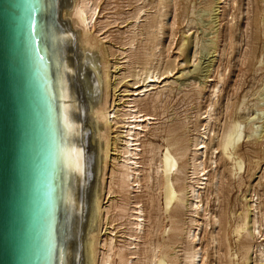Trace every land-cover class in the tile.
Returning a JSON list of instances; mask_svg holds the SVG:
<instances>
[{"label": "bare ground", "instance_id": "obj_1", "mask_svg": "<svg viewBox=\"0 0 264 264\" xmlns=\"http://www.w3.org/2000/svg\"><path fill=\"white\" fill-rule=\"evenodd\" d=\"M159 3L166 7V0H159ZM41 9V38L46 78L54 103L59 138L57 167L60 197L55 238L57 245L54 248L53 264H80V261L81 264H174V257L165 248L179 240H184L186 243L184 256L182 255L185 264H207V249L202 247V239L209 235L208 243L215 253H218L216 248L220 244L218 230L225 231L224 223L228 222L225 213L221 212L218 216L210 211L211 200L216 206L221 205L223 175L218 168V158L229 162L232 170H237L239 175L245 173L247 168L243 160L236 156L237 150L247 138L257 136L258 131L246 134L244 131L246 126L243 127L239 121H232L228 125L226 123L227 126L223 128L219 138L214 130L218 120L214 114V102L221 89L219 82L209 84V89L212 91L211 102L207 109L197 116V124L194 126L196 134L190 140V145H187L184 136L176 133L177 129H170L167 134L172 138H164L166 144L163 145V149L148 142L150 158L142 162L144 150L141 147L145 148L142 141L148 135H153L150 126L155 119L154 114L143 110L140 105L146 98L152 100L151 103L160 100V97L170 89L167 83L174 77V68L167 67L160 70V64L154 63V58L156 59L158 55L150 53L139 71L140 74L133 73L132 53L128 54V51L133 50L132 38L129 37V42L124 43L123 46L127 45L128 51L118 48L116 53L120 51L123 57L112 63L113 65L110 64L111 60L108 57L114 55L98 48L97 38L93 36V30L102 23L98 22L101 13L100 0H42ZM142 11L140 9L134 18L135 24L132 25L134 29L140 21L139 15ZM167 15L169 14L160 11L156 21L145 26L146 34L157 41V32L160 33L163 28L161 18ZM105 27L106 25L100 26L98 33ZM152 30L154 34H150ZM198 42L197 37H192L187 61L194 62ZM94 50L97 54L92 53ZM81 54L83 58H79ZM82 60L85 61L86 67L80 64ZM79 65L84 69V75L80 74ZM121 65H127L125 66L127 71L123 70V74H116L115 76L119 78L113 84L110 83L109 69L114 68L115 71L120 72ZM130 77L142 79L132 82L134 87L131 90L124 89L116 95V90L121 88L124 80ZM219 77L221 82L222 77ZM83 81L86 82L85 96L80 94V85ZM208 82L214 80L210 78ZM116 96L119 97L117 103ZM83 101L87 102V106H83ZM84 118H88L89 132L86 131ZM246 118L251 122L248 112ZM117 131L119 134L115 135ZM259 138L261 139V136ZM118 142H120L119 150H117ZM111 151L117 152L118 155L114 152L112 155L118 158H112ZM190 151L192 153L189 155ZM108 160H112L109 169ZM94 169L97 180L93 183ZM257 174L259 185L264 181V168H260ZM106 176L110 181H107ZM239 180L242 182L241 176ZM91 181L90 194L85 199L84 186ZM143 189L156 194L155 196L149 193L150 207L155 213L150 212L148 218L145 216L143 202L141 203L139 199ZM117 193L120 195H118L119 200H114L112 195ZM248 193L249 195L244 199L246 203L244 211L235 216L237 220L233 233L238 235L240 251L234 255V258L239 259L240 254L241 260L247 263L264 264V204L261 203L257 193L253 191ZM160 197L163 200L162 204ZM185 208L190 214V222L187 223L189 227L184 237L181 229L183 223L181 214ZM163 215L171 225L168 229L164 227V232L161 234L164 224ZM117 218L124 221L125 227H123L126 231L122 232L121 236H117L116 232ZM212 226L215 231L211 230ZM79 231H82L81 239L77 238ZM160 234L163 235V240L168 237L165 245L158 239ZM118 238L121 240L118 241ZM161 248L164 250H160ZM80 255L81 260L78 262ZM231 257L232 255H229L228 258Z\"/></svg>", "mask_w": 264, "mask_h": 264}, {"label": "rangeland", "instance_id": "obj_2", "mask_svg": "<svg viewBox=\"0 0 264 264\" xmlns=\"http://www.w3.org/2000/svg\"><path fill=\"white\" fill-rule=\"evenodd\" d=\"M208 3L209 5H207ZM165 5L166 7H163V5L159 3V0H100L101 13L99 15L100 19L98 18V22L101 21L102 23H100L101 25H97L93 30V36L97 38L96 46L106 50L108 54L114 55L108 57V59L111 60L110 64H112L123 57L120 55V51H117L116 53V50L119 48V50L128 51V46H123L124 43L127 44V42H129V38H132L131 49L134 51H128V54L132 53L131 62L133 64V73H139L147 55L150 53H156V55L159 56H157L156 59L154 58V63L160 64V70H164L167 67H171L172 69L174 68V77L170 78L167 83L170 89L160 97V100L151 103L152 100L146 98L140 105L143 110L147 112L149 111L152 115L154 114L155 119L152 122L153 124L150 126L151 131H153V135H148L147 138L142 141V143L145 144V148L141 147L145 151V154L144 151L142 152V156L144 157V160L142 157V162H146L145 160L150 158L148 151L149 148L147 147L148 142H152L156 146H161V149H163V145L166 144L165 139L172 138L167 134L170 129H177L176 133L184 136L187 145H190V140L196 134L194 132V126L197 124V116L203 113L211 102L210 96L212 91L209 89V86L217 84V82H219V89H221L214 102V114L216 115L215 117L218 118L215 123L216 125L214 126L217 136L220 138L223 128H225L232 121H239L242 123L243 127L246 126L244 130L246 134H252L253 131L257 133L258 131L257 136H253L249 139L247 138L248 140L246 139L243 143H241L237 150L238 152L236 156L243 160L247 168L245 173H241L239 175L237 170H232V165L229 162L218 158V168L221 170L223 175V191L220 193L221 205L216 206V204H214L211 200L210 204L212 205L210 207V211L214 215L216 214L218 216L221 212L225 213L228 218V222L224 223V228L226 229L225 231L222 229L218 230V241L220 242V244L216 247L218 248V253H215V250L208 243L209 241L207 238H209V235L208 237H203L204 239H202V247L205 250H208L209 248L208 251L206 250V256L208 257L206 261L207 264H251L250 262L247 263L246 261L241 260L240 254L239 259L236 260L234 258V255L240 251V247H238L237 242L238 235L233 233V228L237 220V218H235L236 214L243 212L246 207L244 199L249 195L248 192L253 191L254 193H257L260 197V201H262L261 203L264 204V181L258 185V179H256L259 169L264 168V0H166ZM139 8L144 12L142 11L139 15V24L137 23V27L134 29L132 25L135 24L134 18L138 15L140 10ZM160 11L165 12L166 14L168 13L169 15L161 18L163 20V28L160 33L157 32L156 41L146 34L145 26L149 23L151 24L155 22ZM148 19H151L152 22ZM109 22L111 24H109ZM103 23L107 28L105 27V30L103 29L99 32V34L98 28L100 29V26H105ZM137 32L143 35L138 34ZM150 32V34L155 33L153 30ZM192 37H197L199 41L197 46V55L194 62L187 61ZM183 39L186 40L183 41ZM238 43L239 45H237ZM110 51L112 53H110ZM92 53L97 54V51L94 50ZM80 57L83 58V55H79V58ZM81 62L82 63L80 64H82V66H87L84 60ZM120 62H123V60H120ZM121 66L122 71L120 72H118V70L115 71L114 68H110L111 70L109 69L111 75L110 83L113 84L116 79L119 78L118 76H115L116 74L120 75L123 74V70L124 72L127 71V68L125 67L127 65ZM79 72L81 75L85 74L81 65H79ZM219 76L222 77L223 82H220ZM210 78L213 79L214 82H208ZM127 79L124 80L122 87L118 88L120 91H118V89L116 90V95L124 89L131 90L134 87L132 82L140 81L142 78L130 77ZM85 88L86 82L83 81L82 85H80V94H82V96H85ZM89 94L92 95L91 92H89ZM118 99L119 97L116 96V103L118 102ZM85 101L82 102L83 106H87V102ZM247 112L251 117V122H249L246 118ZM87 122L88 118H84L86 131L89 132L90 128L87 126L89 124ZM261 125L263 126L262 129ZM118 134L119 131L115 133V135ZM113 135L114 133L112 136ZM260 136L261 139L259 138ZM216 142L217 141H215V144ZM93 144L95 145V143ZM117 146V150H119L120 142H118ZM113 152L114 151L110 152V156L112 158H118V156L114 157L112 155ZM191 153L192 152L190 151L189 155ZM114 154L118 155L117 152H114ZM111 162L112 160H108V169L111 167ZM95 172L96 170L94 169L95 177H93L92 180H95L93 183L97 180ZM239 176H241L242 182L239 180ZM107 181H110V179L107 178ZM91 186L92 181L84 186L86 191L85 199H87L90 194ZM142 192V194H139V199L141 200V203L143 202L142 204L143 207H145V216L148 218L150 212H152V214L155 213L152 207H150L149 193L152 195L155 193L152 191L147 192L146 189H143ZM118 195L119 193L113 194V199L119 200L120 195ZM104 203H106V201H104ZM160 203H163L162 197H160ZM189 218L190 214L188 209L185 208L181 214V220H183L181 229L184 237L186 236L185 232L189 227V225H187V223L189 224L190 222ZM162 221H164V224L161 229V234L164 232V227L168 229L171 225L170 221L167 220L164 215L162 216ZM123 223V219L118 220L117 218V221H115L117 236H121L122 232L126 231ZM211 230L215 231L213 226ZM161 234L158 239H160V242L165 245L168 237L163 240V235ZM81 235L82 231H79L77 233V238L81 239ZM169 235H171V233ZM118 239V241L121 240L120 238ZM154 239L156 240V238ZM185 246L186 243L184 240H179V242L171 244L169 247L165 248L168 253L174 257V264L184 263L183 252ZM227 247H229V249H227ZM141 248H143L142 245ZM162 248L160 250L163 251L164 249ZM228 254L232 255L231 259L228 258ZM221 258L224 259L221 260ZM79 260H81V255L78 257V262Z\"/></svg>", "mask_w": 264, "mask_h": 264}, {"label": "water", "instance_id": "obj_3", "mask_svg": "<svg viewBox=\"0 0 264 264\" xmlns=\"http://www.w3.org/2000/svg\"><path fill=\"white\" fill-rule=\"evenodd\" d=\"M41 7L0 0V264H53L57 245L59 138Z\"/></svg>", "mask_w": 264, "mask_h": 264}]
</instances>
